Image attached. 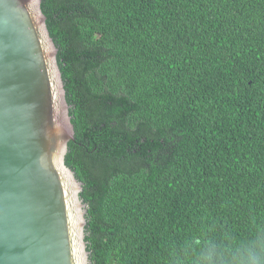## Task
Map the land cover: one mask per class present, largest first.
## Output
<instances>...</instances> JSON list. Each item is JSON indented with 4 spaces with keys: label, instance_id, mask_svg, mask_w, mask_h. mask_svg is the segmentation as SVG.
Returning <instances> with one entry per match:
<instances>
[{
    "label": "trees",
    "instance_id": "1",
    "mask_svg": "<svg viewBox=\"0 0 264 264\" xmlns=\"http://www.w3.org/2000/svg\"><path fill=\"white\" fill-rule=\"evenodd\" d=\"M90 264H264V0H41Z\"/></svg>",
    "mask_w": 264,
    "mask_h": 264
},
{
    "label": "water",
    "instance_id": "2",
    "mask_svg": "<svg viewBox=\"0 0 264 264\" xmlns=\"http://www.w3.org/2000/svg\"><path fill=\"white\" fill-rule=\"evenodd\" d=\"M41 0H0V264H90L57 47Z\"/></svg>",
    "mask_w": 264,
    "mask_h": 264
}]
</instances>
